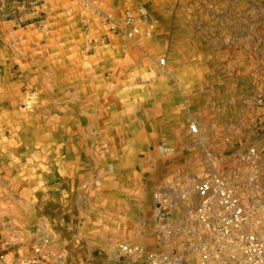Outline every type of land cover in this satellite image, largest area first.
Here are the masks:
<instances>
[{
	"label": "rangeland",
	"instance_id": "1",
	"mask_svg": "<svg viewBox=\"0 0 264 264\" xmlns=\"http://www.w3.org/2000/svg\"><path fill=\"white\" fill-rule=\"evenodd\" d=\"M128 13L133 38L123 33ZM36 26L47 29L35 34ZM45 53L69 64L30 65ZM67 68L83 77L85 104L103 101L101 122L92 106L83 121L69 118L83 129L49 112L45 83L34 77ZM98 121L130 145L93 146ZM70 138L83 140L77 158ZM263 141L264 0H0V264L32 259L40 244L67 264H196L205 251L240 254L241 235L260 227L249 219L227 243L214 200L211 223L198 218L196 187L223 181L254 209L264 202V165L254 159ZM98 148L110 150L114 186L125 180L130 210L119 194L98 209Z\"/></svg>",
	"mask_w": 264,
	"mask_h": 264
},
{
	"label": "built area",
	"instance_id": "2",
	"mask_svg": "<svg viewBox=\"0 0 264 264\" xmlns=\"http://www.w3.org/2000/svg\"><path fill=\"white\" fill-rule=\"evenodd\" d=\"M137 14L142 19L148 18V13L143 7H137ZM133 20L134 17L128 13L125 18L126 28L123 31L128 38H133L138 34V28L134 25ZM110 28L118 30L119 27L114 22H111ZM191 130L195 132L197 127L193 125ZM254 159L264 165V141L257 149ZM196 188L198 196L202 199V204L197 211L198 218L207 226L211 223L208 204L211 200H214L218 205L219 230L222 231V236L227 243H231L228 238L231 228L239 227L248 222L249 219L254 221L256 227H260L258 232L241 235L240 239L243 244L240 254L232 251L226 254H222L221 251L217 252V254L205 251L200 261L196 264H264V202L258 203V205L254 203V209L249 210L223 181L216 182L211 179H204L198 183ZM45 247L44 244L35 246L33 252L36 256L32 259L8 264H67L60 255L46 250ZM123 249L127 253L139 250L137 247H124ZM0 258H2L1 255Z\"/></svg>",
	"mask_w": 264,
	"mask_h": 264
},
{
	"label": "crops",
	"instance_id": "3",
	"mask_svg": "<svg viewBox=\"0 0 264 264\" xmlns=\"http://www.w3.org/2000/svg\"><path fill=\"white\" fill-rule=\"evenodd\" d=\"M47 19V16H46ZM59 26H49L48 29H55ZM60 28H64L65 31L68 33V31H70V27L67 25L64 26H60ZM42 29H47L46 27H33V32H36L35 34H38ZM67 52V51H66ZM65 55V54H64ZM44 59H38V61L36 60H31V66L36 63V68L38 69L39 66L41 64H44L48 67L52 66V65H56L57 62H59V65L65 66L64 62L68 65L69 62L67 59L65 58H55V60H48L47 57V53H45V56L43 57ZM82 59L77 61V64L81 65ZM41 63V64H40ZM71 63V61H70ZM76 64V65H77ZM51 69V68H50ZM33 69H31L32 71ZM52 70V69H51ZM33 71H37V70H33ZM40 72H38L34 78H36V76L38 77V81H42L45 83L44 85V90L43 94L44 97H46L44 99V101L46 102V107L51 108V110L49 109V112L51 113L52 111H55L56 113L61 114L60 119L66 124L65 127L69 130H73V129H83L82 125H81V121H83V115L86 112V110L88 108L85 107H89L92 106L90 108V111L93 113H97L98 112V120L100 121L101 118L100 115L105 113V110H103V108H105V106L103 105V101H101L99 95L97 97L93 96L92 102L85 104L84 102V93H83V86H82V82H83V77L79 74V73H71V71H68V68L65 69V72H61L59 74H51L52 72L50 70H44L43 72L39 69ZM42 73V74H41ZM93 78V77H92ZM75 81L76 84L75 86H73L71 83ZM93 81V80H92ZM70 83V84H69ZM58 89L59 90V95H60V100L59 102H57L56 100H52V92L54 90ZM54 93V92H53ZM114 101V100H113ZM91 104V105H90ZM115 104V101H114ZM97 108V110H96ZM70 115V116H68ZM73 115L76 117V120L79 118V123H69V118H73ZM74 117V118H75ZM98 121L99 125H98V130H99V136L96 138L95 142L93 143V146H126V145H130L131 141L129 139H126L124 137H117V136H111L110 133L103 134V131L105 130H110L111 125L109 124V126L104 125L102 123V126L100 125V122ZM67 125L69 126V128L67 127ZM123 128V127H122ZM102 131V134L100 133ZM73 138H70V142L72 145V140ZM69 140V139H68ZM82 139H76V141H74V147L76 149L75 151V156L76 158L79 157L78 155V151L81 150L79 149L78 145L82 143ZM94 141V140H93ZM34 142V141H33ZM11 143H13L14 145L17 144L15 140H11ZM30 143V142H29ZM35 143V142H34ZM23 144V143H21ZM21 144H17V145H21ZM15 145V146H17ZM52 142L51 140H49V142H45V146H51ZM70 145V146H72ZM125 149H120L119 150V154L121 155V153L124 151ZM98 151V157L95 160L94 163V170H93V194L97 195V206L98 209H109L111 206V202L114 199V195L119 194L121 197L119 198L120 201V205L121 208H127L130 210V205L127 204L126 205V196L125 193L129 192V190L125 189V180L123 181V185H119V186H114V176L112 177V175L114 174V170H112V166L109 165V161H107V159L105 158L107 153H110V150H101L100 148L97 149ZM100 152H102V156H100ZM17 161V160H15ZM124 171V170H123ZM116 172V171H115ZM64 173V172H63ZM124 174L123 178L125 177V173L122 172ZM96 179V180H95ZM120 183V182H119ZM118 183V184H119ZM96 188V189H95ZM125 200V201H124ZM123 202V204H122ZM116 208H120L117 207ZM127 256V255H125ZM120 258V257H119ZM119 260V259H118ZM117 260V261H118ZM117 261H113L114 263H108V264H124V261L121 263H118ZM107 264V263H106Z\"/></svg>",
	"mask_w": 264,
	"mask_h": 264
}]
</instances>
